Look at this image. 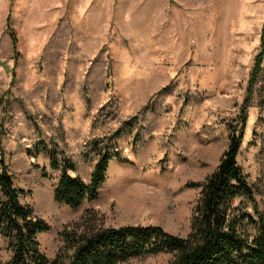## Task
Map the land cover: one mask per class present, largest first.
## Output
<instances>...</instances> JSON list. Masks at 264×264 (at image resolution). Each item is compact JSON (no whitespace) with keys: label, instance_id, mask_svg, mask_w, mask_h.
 Segmentation results:
<instances>
[{"label":"rangeland","instance_id":"1","mask_svg":"<svg viewBox=\"0 0 264 264\" xmlns=\"http://www.w3.org/2000/svg\"><path fill=\"white\" fill-rule=\"evenodd\" d=\"M262 41L264 0H0V159L21 203L50 226L41 252L67 264L63 233L74 226L185 237L201 191L190 184L216 169L235 129L256 204L237 203L264 215ZM52 148L87 184L112 154L97 200L75 210L55 201ZM11 256L0 236V264ZM172 262L160 253L121 264Z\"/></svg>","mask_w":264,"mask_h":264},{"label":"trees","instance_id":"2","mask_svg":"<svg viewBox=\"0 0 264 264\" xmlns=\"http://www.w3.org/2000/svg\"><path fill=\"white\" fill-rule=\"evenodd\" d=\"M245 122L246 115L242 123ZM243 135L242 130H233L216 169L204 182L190 184L201 191L185 237L156 225L92 228L83 232H77L74 226L63 233L66 248L72 250L64 260L67 264H121L135 257L169 253L173 256L172 264H264V215L257 207L252 215L241 202L237 203L239 198H244L256 204L253 187L238 162ZM47 151L50 168L61 170L54 190L56 202L75 210L85 200L98 199L112 154L101 153L87 184L72 175L76 169L74 163L66 157L59 160L56 149ZM0 190V236L9 240L12 250L10 260L4 264H65L49 260L41 252L37 236L50 226L32 207L21 203L20 196L25 191L15 185L3 158ZM250 226L256 229L254 233L250 232Z\"/></svg>","mask_w":264,"mask_h":264}]
</instances>
